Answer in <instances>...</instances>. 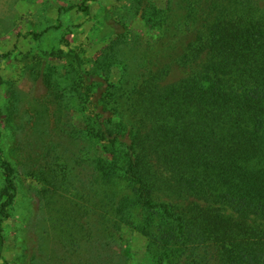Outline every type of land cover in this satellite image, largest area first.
Masks as SVG:
<instances>
[{
	"label": "trees",
	"instance_id": "obj_1",
	"mask_svg": "<svg viewBox=\"0 0 264 264\" xmlns=\"http://www.w3.org/2000/svg\"><path fill=\"white\" fill-rule=\"evenodd\" d=\"M152 19L150 42L120 50L116 84L92 73L86 128L46 146L54 256L84 264L82 243L112 246L128 228L147 241L142 264H264V0H169ZM0 169L10 264L17 186L1 146Z\"/></svg>",
	"mask_w": 264,
	"mask_h": 264
},
{
	"label": "rangeland",
	"instance_id": "obj_2",
	"mask_svg": "<svg viewBox=\"0 0 264 264\" xmlns=\"http://www.w3.org/2000/svg\"><path fill=\"white\" fill-rule=\"evenodd\" d=\"M82 1L0 0V55L9 53L0 57V105L8 114L14 110L0 146L17 186L2 224L1 254L10 264H60L51 233L54 212L47 205L56 197L44 193L49 191L48 182L40 178L46 146L54 148L62 140V129L86 128L92 118L88 110L92 73L98 69L102 78L116 84L120 50L126 43L150 42L156 36L153 10H164L169 2L94 0L86 3V16L77 8ZM2 183L0 169V189ZM61 195L66 198L70 193ZM119 235L112 246L104 241L82 243L90 252L84 264L91 263L93 251H98L99 263L142 264L146 239L128 228Z\"/></svg>",
	"mask_w": 264,
	"mask_h": 264
}]
</instances>
